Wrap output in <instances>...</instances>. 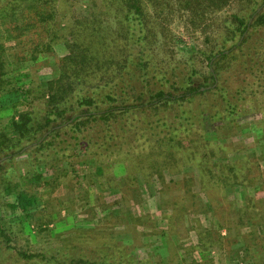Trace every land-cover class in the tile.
<instances>
[{"label": "trees", "instance_id": "trees-1", "mask_svg": "<svg viewBox=\"0 0 264 264\" xmlns=\"http://www.w3.org/2000/svg\"><path fill=\"white\" fill-rule=\"evenodd\" d=\"M235 4L239 12L217 16ZM96 6L119 13L117 29L107 36ZM167 9L182 11L203 32L212 28L206 39L212 47L197 56L202 69L194 56L164 66L155 60L153 25L165 20ZM65 13L71 16L68 27L61 26ZM61 43L67 53L45 88L16 78L11 56H24L19 68L26 67ZM14 94L19 101L5 105L3 98ZM2 112L8 119L0 126V202L22 223L32 220L38 201L25 186L57 184L59 176L51 175L75 172L80 158L103 157L123 170L136 163L128 179L147 183L168 171L172 178L165 187L175 190L180 172L169 149L197 140V192L187 181L177 188L186 206L165 205L168 189H154L159 205L180 218L195 213L189 196H207L217 234L227 229L243 240L247 256L240 263L264 264V0H0ZM140 140L144 147L135 159ZM213 141L218 149L228 144L227 153L218 157ZM250 149L254 154H243ZM215 159L223 162L211 165ZM7 197L14 200L4 202ZM113 234L102 244L30 253L13 244L0 215L1 248L5 260L15 259L11 264H151L128 253ZM159 236L167 250L168 234Z\"/></svg>", "mask_w": 264, "mask_h": 264}, {"label": "rangeland", "instance_id": "rangeland-1", "mask_svg": "<svg viewBox=\"0 0 264 264\" xmlns=\"http://www.w3.org/2000/svg\"><path fill=\"white\" fill-rule=\"evenodd\" d=\"M241 8L239 4H235L217 16L224 18L239 12ZM94 9L104 14L103 27L104 32H107L104 35L107 36L117 29L114 17L116 14V18L119 17V13L105 10L101 6H96ZM85 10L86 8H80L78 12L88 15ZM151 14L157 15L155 11H151ZM161 14L165 20L162 22L160 18L161 21H155L153 25L158 32L153 46L155 60L160 61L164 66L183 62L194 56L198 68L202 69L197 56H202L201 51H208L212 47L213 42L206 40L212 33V28L203 27L206 30L204 32L200 28L197 29V25H192L182 11L167 9ZM70 18V14L67 13L61 19L63 24L61 26L68 27ZM66 33L67 30H65ZM211 38L213 40L212 36ZM112 46L113 44H110V49ZM66 53V47L61 43L55 46V51L39 56L36 63H26V67L22 68L19 67L24 56H11L10 59L15 65L13 68L17 69L14 75L27 83L32 80L34 88L40 86L45 88L43 82L50 79L57 71L58 62ZM18 99L16 94L7 95L3 98V103L11 106L19 101ZM6 115V112L1 113L0 126L4 125L8 119ZM180 131L177 134L180 135ZM136 143L137 141H134L133 146ZM216 143L219 144L213 141V147L218 154L221 152L218 156L221 157L227 153L228 144L219 145L221 146L219 150ZM143 147V140H140L139 146L133 151V158L136 156V159L139 156L140 149L142 150ZM169 151L174 153L177 159L173 169L180 172V178L176 179V184L173 186L175 190L165 187L170 185L172 178L168 171H164L162 178L154 175L149 183L143 180L137 181L128 179L131 174L135 176L136 163L132 164L134 167L130 166L123 170L103 157H99L98 162L87 157L77 159L75 172L69 169L51 175L59 176L57 184L43 185L42 181L40 186L30 182L25 188L38 198L32 210L34 214L32 220L22 223L19 217H14L9 208L4 210L2 208L4 204L0 202V215L4 224L12 231L13 244L33 253L47 248L69 246L71 243L78 246L102 244L105 237L114 233L116 243L126 248L128 253L134 255L137 260H147L151 264L161 258L165 264H193V262L197 263V260L202 264H241L240 260L247 256L243 248V240L231 237L227 229H222V233L217 234L214 230L213 212L208 207L207 196L203 194L198 197L197 195L189 196L188 201L193 203L195 201L196 209L195 213L186 214L185 217L176 218V212L171 207L165 206L177 201L181 203V206H186L187 201L179 198L183 195L177 188L189 182L197 192V183H201L197 178L199 164L197 140L191 141L189 146L175 144ZM199 152L202 156L205 154L204 149ZM253 152L255 150L250 149L243 154L252 155ZM224 160L226 161L227 158L225 157ZM212 162L223 161L210 160L211 165ZM204 164L210 166L206 160ZM161 188L168 189L162 194L165 195L166 202L162 206L159 205V194L157 196L154 191V189L160 191ZM5 200L4 202H12L14 199L7 197ZM197 209H199L198 213ZM117 216L121 218L117 219ZM113 221H117L114 227ZM28 223H31L29 228ZM162 232L168 234L170 241L169 245L167 244V250L159 236ZM239 232L245 231L240 228ZM200 236L203 238L201 243ZM202 243L205 245L202 246ZM1 247L0 243V264L16 262L15 259L5 260L4 258L9 256L5 257L6 253L3 254L5 249ZM182 254L185 255L182 256Z\"/></svg>", "mask_w": 264, "mask_h": 264}]
</instances>
